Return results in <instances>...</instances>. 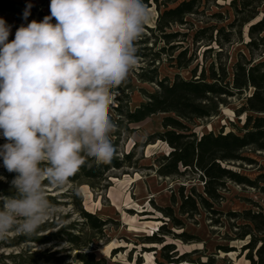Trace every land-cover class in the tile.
<instances>
[{
  "label": "rangeland",
  "instance_id": "rangeland-1",
  "mask_svg": "<svg viewBox=\"0 0 264 264\" xmlns=\"http://www.w3.org/2000/svg\"><path fill=\"white\" fill-rule=\"evenodd\" d=\"M181 1L171 0L173 4L168 7H174ZM229 2L230 0H221L214 4L212 1H202L198 13L188 17L186 25L172 28L173 31L186 35L185 38L180 37V40H184L183 46L188 47L187 57L196 58L190 68L197 65L199 70L202 66L206 72L208 65L214 62L216 66H224L230 78L231 67L240 60L241 55L253 63L264 61V48L254 50L250 55L245 47L248 41L245 27L241 36L237 34V29L233 31L230 43L220 41L223 44L221 49L216 44L209 46L205 42L192 41L194 33L200 28L216 24L221 27L233 20ZM50 3L51 0H0V18L11 28L9 41L15 38V32L20 26H27L33 20L40 22L45 16H49ZM145 3L152 9V20L135 42L137 64L129 72L127 79L113 90L115 100L109 109V116L116 126V130L110 134L115 149L112 159L121 162L122 166L119 169L111 168L102 180L92 181L80 177L75 182L69 181L63 188L49 186L48 198L56 202L52 204L57 211L35 234L29 236L13 232L6 239L0 240V264H46L34 263L35 255L41 253L60 259L58 264H79L74 258L76 251L64 242L63 232L80 234L82 242L88 244L89 251L94 253L96 259L105 261V264H167L162 260L165 255L180 259L177 264H249L246 252H241L246 239L240 241L235 238L238 232L236 227L242 222L231 219L226 214H239L244 209H253L252 205L255 204L264 206V196L256 188L226 181L219 193L221 198L213 206L217 214L211 215L198 208L194 215H181L179 190L184 188V195H187L191 189L202 193L203 188L197 182L196 175L189 171L182 172L179 169L182 175L168 177L156 173L160 157L167 155L170 148L150 137L163 132L161 122L166 116L156 114L138 124H127L118 120L119 117L113 112V108L118 105L117 98L123 100V107L128 105V109L133 110L144 102L145 94H152L156 89L153 83L143 82L138 78L140 68L146 73L148 64L163 47L160 40L152 38L147 31L154 27L158 11L154 3ZM161 11L162 7L159 6V12ZM258 11H264V5ZM214 14L223 16L221 23L213 17ZM52 23H55L54 18ZM209 33L210 31L205 36ZM218 52L220 54L217 55ZM159 59L161 60L154 62L159 79L167 77L172 80L175 75L184 79L191 77L189 70L177 71L171 68L166 53L161 54ZM247 94L248 92L226 99L213 116L191 123V130L197 135L210 131L215 134L220 131L237 133L245 116L238 111ZM6 142L0 135V145ZM82 155L84 161L96 163L93 158ZM125 155L130 158L125 160ZM242 155L251 162L239 161L225 166L251 181L264 176V152L246 149ZM16 175L14 172L9 173L0 159V195H15L11 181ZM77 200H80L82 209L107 221L100 233L82 225L83 221L75 213ZM164 214L170 215L169 218ZM26 236L30 240L57 237L41 245L34 241L19 243V238ZM150 237H157L160 242L150 243L147 240ZM163 246L171 247L168 251H163ZM218 247L233 249L224 253Z\"/></svg>",
  "mask_w": 264,
  "mask_h": 264
},
{
  "label": "clouds",
  "instance_id": "clouds-1",
  "mask_svg": "<svg viewBox=\"0 0 264 264\" xmlns=\"http://www.w3.org/2000/svg\"><path fill=\"white\" fill-rule=\"evenodd\" d=\"M50 13L11 41L0 18V159L17 173L15 195H0V240L52 218L48 187H65L82 154L111 161L113 90L136 66L135 42L153 16L145 0H51Z\"/></svg>",
  "mask_w": 264,
  "mask_h": 264
},
{
  "label": "trees",
  "instance_id": "trees-1",
  "mask_svg": "<svg viewBox=\"0 0 264 264\" xmlns=\"http://www.w3.org/2000/svg\"><path fill=\"white\" fill-rule=\"evenodd\" d=\"M149 1L154 3L158 13L154 27L147 31L151 33L152 38L160 40L163 47L148 64L146 73L140 68L138 78L143 82L153 83L156 89L152 94H145L144 102L133 110H129L128 105L123 107V100L117 98L118 105L113 108L114 114L119 117L118 120L127 124H138L156 114L166 116L161 122L163 132L155 133L150 137L151 140L160 141L170 148L167 155L160 157L161 161L156 173L168 177L179 176L182 172L189 171L196 175L197 182L203 188L202 193H196L191 189L187 195H184V188L179 190L181 215H194L198 212V208L211 215L217 214L213 206L221 198L219 193L226 181L256 188L264 196V176H258L251 181L225 166L239 161L250 163L251 161L242 155L246 149L264 152V61L253 63L241 55L240 60L231 67L230 78L226 68L221 65L216 66L214 62L208 65L207 73L202 66L199 70L197 65L190 68L196 58L187 57L188 47H184L182 44L184 40H180V37L185 38L186 35L173 31L172 28L186 25L187 18L198 13L202 1H212L215 4L221 0H182L171 8L168 7L173 4L171 0H145L147 3ZM262 5L264 0H230L228 7L234 15L233 20L221 27H217L216 24L200 28L194 33L192 41L205 42L209 46L216 44L218 49H221L223 44L220 41L230 43L234 36L233 31L237 29V34L241 36L245 27L248 39L245 47L251 55L252 51L264 48V11H258ZM159 6L162 7L161 12ZM213 17L220 23L223 18L221 14H214ZM165 53L171 68L177 71L189 70L191 77L184 79L175 75L172 80L167 77L159 79L154 62L161 60L160 55ZM246 92L248 94L243 98L244 103L238 111L245 116L237 133L220 131L215 134L210 131L197 135L191 130L190 124L195 120L210 118L226 99L238 97ZM128 158L130 156L125 155V160ZM121 166V162L113 159L102 164L85 161L69 181L75 182L80 177L92 181L102 180L104 174L111 168L119 169ZM48 199L51 203H56L53 199ZM75 205V213L83 221L82 225L95 233H100L107 221L82 209L80 200H77ZM252 207L253 209H244L239 214L226 215L242 222L236 227L238 232L235 238L240 241L246 239L241 252H246L245 257L249 264H264V206L255 204ZM164 216L169 218L170 215L164 214ZM63 235L64 242L76 251L74 258L79 264H105V261L96 259L94 253L89 251L88 244L82 242L80 234L63 232ZM56 237L30 240L31 238L26 236L20 237L19 243L34 241L41 245L55 240ZM147 240L150 243L160 242L157 237H150ZM170 247L163 246L162 250L168 251ZM232 249L218 247V250L224 253ZM53 257L43 253L36 254L34 263L58 264L60 259ZM162 260L167 264H177L181 261L167 255L163 256Z\"/></svg>",
  "mask_w": 264,
  "mask_h": 264
}]
</instances>
